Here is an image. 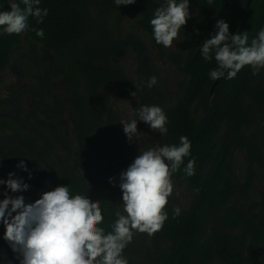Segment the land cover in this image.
I'll list each match as a JSON object with an SVG mask.
<instances>
[{
	"label": "trees",
	"instance_id": "trees-1",
	"mask_svg": "<svg viewBox=\"0 0 264 264\" xmlns=\"http://www.w3.org/2000/svg\"><path fill=\"white\" fill-rule=\"evenodd\" d=\"M9 3L0 0V11ZM164 3L41 0L39 7L48 10L42 23L30 17L20 35L0 30V180L14 173L29 185L12 193L0 184V201L7 194L33 203L69 185L72 195L100 201V227L111 231L116 212L124 214L120 173L140 151L178 145L185 136L191 154L172 181L185 186L187 204L173 190L162 229L151 237L134 234L122 255L128 264H264V69L253 76L245 66L233 79L212 80L215 59L206 61L200 52L218 20L230 35L255 38L264 28V0H189L190 18L171 48L155 43L150 25ZM32 29H43V38ZM127 57L131 74L121 65ZM161 65L180 80L172 85ZM5 74L11 81L4 85ZM152 76L158 83L148 88ZM123 99L130 101L128 120L141 106L162 108L167 133L138 120L143 136L130 142L114 108ZM193 158L195 174L186 177L183 168ZM21 161L27 172L17 167ZM3 235L0 222V264H19Z\"/></svg>",
	"mask_w": 264,
	"mask_h": 264
},
{
	"label": "clouds",
	"instance_id": "clouds-1",
	"mask_svg": "<svg viewBox=\"0 0 264 264\" xmlns=\"http://www.w3.org/2000/svg\"><path fill=\"white\" fill-rule=\"evenodd\" d=\"M116 6L132 5L136 0H114ZM211 5L213 0H207ZM41 0H10L9 8L0 11V30L8 35H20L29 30V18L42 23L48 10L39 7ZM22 5V6H21ZM189 15V0H165L155 9L150 20L155 43L171 48ZM218 31L203 41L200 48L204 60L215 59L217 67L210 71L212 80L225 77L233 79L249 66L252 75L264 69V28L249 42L248 32L229 34V25L223 20L216 23ZM43 38V29H32ZM198 34V30H197ZM158 83L152 76L147 87ZM135 96V92L132 93ZM134 118L120 124L127 139L143 136L137 131V121H142L160 135L167 133V116L159 106H141L133 109ZM191 154V142L181 136L178 145H156L144 151L119 175L123 213L106 232L100 227L104 222L100 201L93 202L85 195H72L70 186H57L43 192L33 203H25L23 196L5 195L0 201V222L4 226L3 239L16 254L19 264H128L122 255L133 240L134 234L146 233L151 237L160 231L167 220L165 208L173 193L172 175ZM195 159L183 168L186 177L195 174ZM27 172L23 161L17 165ZM0 180L12 193L24 192L29 185L21 178ZM31 179V174H29ZM112 182L111 180L109 181ZM198 192L199 189H196ZM174 218L180 209L174 208Z\"/></svg>",
	"mask_w": 264,
	"mask_h": 264
},
{
	"label": "rangeland",
	"instance_id": "rangeland-1",
	"mask_svg": "<svg viewBox=\"0 0 264 264\" xmlns=\"http://www.w3.org/2000/svg\"><path fill=\"white\" fill-rule=\"evenodd\" d=\"M139 35L141 36V38L146 43H149V38L147 35L141 34V33ZM121 65L124 66L126 73H128V74L132 73L133 63H132L131 57L124 58L121 61ZM160 68H161V70H163L167 74L169 81L172 85H174L175 83H177L180 80V77L175 75L173 69L169 65H161ZM10 81H11V77H9L8 74H5L3 84L4 85L8 84ZM3 93H4V90H2V95H3ZM114 108L118 111L119 122H121L122 120L130 119V116H131L130 101L128 99H123V100L114 102ZM154 146H152V147H154ZM236 167H237L239 175L243 176V173L245 171V162H244L242 155L237 156ZM172 183H173V190L176 191V196H177V198H179L180 203L182 205L187 204V202H188L187 198H189V193L186 190L185 186L178 183L177 181H172Z\"/></svg>",
	"mask_w": 264,
	"mask_h": 264
}]
</instances>
